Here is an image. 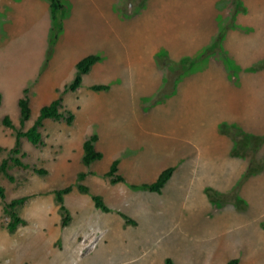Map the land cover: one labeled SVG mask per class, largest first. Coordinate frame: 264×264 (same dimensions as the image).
<instances>
[{
  "label": "rangeland",
  "instance_id": "374dc122",
  "mask_svg": "<svg viewBox=\"0 0 264 264\" xmlns=\"http://www.w3.org/2000/svg\"><path fill=\"white\" fill-rule=\"evenodd\" d=\"M62 1L65 5L62 30L51 53L54 25L50 9L48 12L42 11L32 0H12L16 5L14 11L0 16V93L3 95L0 118L9 116L16 128L25 132L33 126L44 106L61 98L66 110L78 116L75 130H82L80 139L86 141L94 134L98 137L103 135V146L118 153L123 143L112 135L117 128H124L131 136L142 133L139 129L143 125V118L136 117L133 110L136 104L132 106L128 98L135 88L142 90L140 84L147 86L149 83L144 64L154 54L155 46L165 44L170 37L186 38L195 31L202 35L212 33L218 25V11L211 8L212 3L209 2L208 6L201 0H165L155 14L148 12V0ZM45 3H49V0H45ZM235 4L234 10L241 8L239 2ZM167 16L171 20L165 21ZM252 16L259 21L264 19V12H255ZM222 26L221 31L226 32L228 27ZM188 28L194 32L189 33ZM62 36L64 40L58 45ZM126 43H131L130 47H125ZM128 53H131L132 62L125 61ZM88 55L99 56L106 72L97 80L86 76L87 87L82 88L81 92H66V87L73 83L77 75L76 64L81 57ZM156 59L161 67V60L173 61L167 55H160ZM163 70L167 82L168 70L166 67ZM251 80L246 93L251 91L241 106L244 121L256 130L264 122V77L255 76ZM98 82L109 87L106 91H100L107 92L109 96L103 98L101 105L91 107L87 94L94 86H100L96 84ZM204 83L205 87L209 85L212 88L209 79ZM215 83L220 84L216 79ZM218 89L215 92L213 88L207 91L204 103H201V99H195L194 110L198 122L195 128L198 133H204L202 142L194 144L198 160L188 162L190 166L195 164L196 171L192 180L187 181L186 177V181L177 189L167 192L169 195L162 209L152 207L150 210L142 203L141 194L148 191L143 189L148 182L147 169H158L166 164L158 160L165 147L161 145L162 148L148 150L149 154L142 155L139 151L133 152L130 146L119 156V160L125 158L127 162L124 171L121 169L126 177L123 185H141L134 186L136 189L132 187L134 191L127 197L128 201L121 200L119 204L131 214L143 218L144 212L150 219L149 224L139 228V239L136 241L117 237V245L116 242L111 245L109 232L102 231L100 227L96 231L99 232L97 240L86 242L80 239L81 243L76 244V238L65 239L59 206L56 198H53L55 191L46 188L56 190L71 185L70 176L61 170V163L64 162V167L76 174L84 167L82 158L80 161L77 159L78 151H83L79 142L75 140V145L68 148L71 138L67 133L72 131L73 124L68 127L66 122H46L42 129L44 145L39 147L22 139L23 152L28 154L23 161L33 168L46 169L48 175H38L32 168H13L10 174L16 179L14 183L0 175V186L7 194L5 202L30 197L19 209L28 225L14 234L5 228L9 219L4 214V201L0 199V264H155V261L157 264H167L168 260L175 264L178 255L181 259L191 257V264H223L222 257L232 259L234 255L238 261H245L246 264H264V229L261 227L264 225V147L258 148L256 154L251 150L247 158L236 145L237 139L243 136L241 134L250 137V147H255V142L259 144L262 138L229 127L226 123L221 124L217 131L211 119L201 118L209 111L212 114L221 108H229L232 103L233 97L225 81ZM25 90H29L32 118L22 126L18 102ZM159 94L144 101L145 109L150 110L161 103L163 98L160 99ZM177 106L172 104L163 110L169 113L170 109L174 113ZM146 123L150 124L151 121ZM234 132L238 134L236 139L232 135ZM225 136H231L235 141L231 151L223 139ZM133 138L137 139L136 136ZM148 138L147 144L152 148L154 138ZM15 143V132L0 124V148L5 149L0 152V164L11 156L10 150ZM187 146L193 149V146ZM67 148L76 158L67 156ZM182 149L183 146L178 153ZM254 155L261 167L256 174L248 176ZM234 157L247 160L248 170L243 171ZM113 162V158L109 157L98 167L106 171ZM250 178L255 180L246 186ZM207 184L212 189L206 188ZM241 188L245 189L242 199L239 197ZM231 189V192L225 193ZM186 225L188 227L180 231ZM74 228L78 229V226ZM188 237L193 240L189 241ZM194 250L196 253L191 255ZM135 258L137 262L133 260Z\"/></svg>",
  "mask_w": 264,
  "mask_h": 264
},
{
  "label": "crops",
  "instance_id": "0c3cea01",
  "mask_svg": "<svg viewBox=\"0 0 264 264\" xmlns=\"http://www.w3.org/2000/svg\"><path fill=\"white\" fill-rule=\"evenodd\" d=\"M11 1L12 0H0V16H4L5 14H9L10 12L14 11L16 5ZM32 1L36 6L38 4L42 11H49L50 4H46L45 0ZM201 1L208 3V6L209 2L212 3L210 5L211 8L218 11V25L216 29H214L215 31L208 35H202L203 33H196L195 31L194 34L189 35L186 38L180 36V39H173L170 37V39L165 44L156 45L154 48V54L152 56H149L148 61H146L144 64L146 73L149 76V83L147 84V86L140 84L142 90L138 88L136 90L135 88L133 91H131L128 102H130L132 106L134 103L136 104V109H133L134 113L136 112V117L142 116L143 118L141 120L143 125L140 126L139 129L142 133H136L135 135L131 136L125 131L124 128H117L112 133V135L115 137V139L119 140L121 144L123 143L118 153L112 151V148L108 149L104 147V138L103 135H100L98 142L96 143V147L97 150L103 154V159L94 162L90 167L84 166L77 174L69 168L64 167V162L61 163V166L63 167L61 168V170L64 174H67L71 178V185L68 187H73L72 192L64 196V204L71 217V221L68 226L63 227V230L65 232V239L73 240L76 238V244L81 243L80 239H83V241L86 242L91 239L97 240V233L99 232L96 231L99 229L98 227H100L102 231L107 230L109 232L111 245H113L114 242H116L117 245V241L119 240L117 237H123L127 241H136L139 239L137 238L140 231L139 228L149 224L148 222L150 219L148 218L149 215L146 216L144 212L142 215L143 218H141L137 214H131L125 209L123 210V208L119 204L121 200L128 201L127 197H130L133 190L132 187L141 186L136 184H131L130 187L123 185L126 181V177L122 173L121 169H123L124 171L127 162H125V158L119 160V156L121 157V154L123 152L125 153V150H127V148L130 146L133 147V152L139 151L142 155L144 153L149 154L148 150L153 151V149H155L156 151L159 147L162 148L161 145L165 147L163 153L158 156L160 157L158 160L159 162L166 164L159 166L158 169H156V167L147 169L148 182H146L145 185H152L156 183L162 172L169 168H174V173L171 179L165 184L160 193L145 191L141 194L143 195L142 203L150 210L152 209V207L162 209V207L165 206L164 200L169 195L167 192H172L177 189L178 186L186 181V177H188L187 181L190 178L192 180V177L194 176L196 171L195 164H192V166H190L188 162H196L198 160L197 151H195L194 144L199 145L202 142L204 133H198V130L195 128V126H197L198 124L194 110L195 99H201V103L206 102L207 91L209 92V90H211L212 88L214 92L216 89L219 90L218 88L220 87L222 81H225L230 88L229 92L231 94V98L233 97L232 103L229 105V108H221L220 110H217L212 114H210L209 111L203 114L201 118H204L206 120L211 119L216 130L221 124L226 123L229 127L241 129L245 133L253 134L264 139V122L260 123L256 130L253 129L252 127L254 126H252L251 124L250 126L246 121H244L245 118L242 114L243 112L241 106V103L245 102L246 100V95L251 91L250 90L246 93L249 87L248 83L252 81L251 78L255 76L264 77V68L261 67L260 69H258L259 66L264 63V19L257 21L254 20L252 16L255 12L259 14L264 12V0H239L241 9L237 12L234 10L236 5L235 0ZM164 3L165 0H148L146 7L147 10L149 9V13L151 12L155 14L160 11ZM168 19L171 20V17L167 16L165 21H168ZM222 24H224L228 28L225 32L220 49L212 55L200 60L191 68L189 72L182 76V78L178 81L176 90L173 94L163 98L161 103L152 107L150 110L145 109L146 105L144 101L146 102L147 100L149 101L156 97L162 91V89L165 88L166 85V75L165 71L163 70L164 68L159 65L156 57H159L160 55H167L176 63H180L185 60L199 59L214 44L215 40L221 34V30L223 28ZM166 25L170 26L168 23ZM188 31L190 33L193 31V29L191 31V29L188 28ZM258 36H260V38H258ZM63 40L64 36H62L58 45H61ZM129 44L131 43H126L125 47H130ZM83 57L86 58L85 56ZM83 57H81L79 60L81 61ZM131 58V53H128V57L125 61L132 62ZM105 72L106 68L103 63L101 64L100 62H98L97 64H95L90 73L84 75L83 84L81 88H79L75 93L81 92L80 90L82 88L87 87L86 82L88 79L86 76L90 75V77L96 78L94 80H97ZM207 79H209V81L212 83V88H209V85L208 87H205L204 81H207ZM215 79L219 81L220 84L215 83ZM96 84L101 86L105 83L102 84L98 82ZM100 96L102 97L100 98ZM107 96H109L107 92L100 93L91 90L87 94V98L89 99L88 103L91 107L94 105H101L102 102H104L103 98ZM234 100L236 101L234 102ZM172 104H178L177 108L175 107L176 110L175 108L171 107L175 110V112H170V109L169 113L167 112V110H165L167 113L164 112L163 109L171 106ZM169 117H171L170 121ZM77 120L78 116L76 114L75 121L71 126L72 128L70 129L74 131L72 134V131H68L67 133L71 138V143L68 144V148H72L75 145L76 141L77 143L79 142L80 146L83 148L84 143L86 142L83 138L80 139L82 130H75L77 126ZM148 120L151 121L150 124L146 123V121ZM49 121L51 120H48L46 122ZM133 136H136L137 139H134ZM148 137L154 138L152 139V148H150L149 144H147V140L149 139ZM223 139L226 141L227 145H229L228 149L229 151H231L233 145H235V141L231 136H225L223 137ZM186 144L189 147L193 146V149L186 148ZM182 146V151L179 150L180 153H178V149ZM262 147H264V143ZM66 154L69 158H76L69 150ZM83 156L84 149L83 151L81 149V152L78 151V161H80L81 158L83 159ZM109 157L113 158L114 162L119 161L118 174L125 179L124 182L113 184L111 178L107 177V174L109 173L111 167L106 171L105 169H100V167H98V165L102 164L101 162L104 159H108ZM234 161L241 164L243 171L248 170L249 162L247 160H242L240 158L234 157ZM80 173H86L87 176L84 181L79 183L78 175ZM262 177H259L258 179ZM73 178L75 179L72 182ZM250 179L246 181V186L253 180H255V178H252L251 180ZM80 185L88 188L89 192H82L79 189ZM206 186V188L212 189V186L209 187L208 184ZM193 187L194 186L192 185V188ZM46 190L56 191L61 189L54 190L53 188L52 190L46 188ZM244 190V188H241V191L239 193L240 199H242L241 196L243 195ZM231 191L232 189L225 193H229ZM95 197H100L102 199L108 211L97 207L94 200ZM53 198H56V195ZM53 198H51L52 201ZM77 218L79 219L78 222ZM61 219L63 222L62 215ZM74 225H77L78 229H75ZM187 227L188 226L186 225L183 229H180V231L186 229ZM261 227L262 229H264V225ZM189 231L191 233V228H189ZM191 240L193 239L189 238V241ZM119 252L120 251H117V253ZM127 252L128 251L126 249V253ZM192 253H196V250L191 252V255ZM179 257V255L178 257H175V264H191V257H185V259H181ZM133 260L137 262V258ZM234 260L238 261L235 255L232 257V259L230 257H222L221 262L223 261V264H230ZM213 261L215 262V258L213 259ZM155 264H157V261H155ZM238 264L246 263L245 261H238Z\"/></svg>",
  "mask_w": 264,
  "mask_h": 264
},
{
  "label": "trees",
  "instance_id": "16d2710c",
  "mask_svg": "<svg viewBox=\"0 0 264 264\" xmlns=\"http://www.w3.org/2000/svg\"><path fill=\"white\" fill-rule=\"evenodd\" d=\"M236 2H239L237 0ZM235 2V3H236ZM50 3V12L51 17L53 21V38L51 41V50L50 53L53 50V47L55 46L58 35L62 30V20L63 19V13H65V5L62 0H49ZM241 8H237L235 11H240ZM224 33L225 31H222L219 37L215 40L214 44L203 54V56L199 59L195 60H185L180 63L173 62L169 59H165L164 61L161 60V64H163V68H167L168 75H167V82L165 85V88L162 90V92L159 94V98H165L166 96H169L173 94L176 90V86L178 81L184 76L191 68L197 64L200 60L212 55L217 50L220 49L221 43L224 39ZM101 58L96 55H91L83 60H81L77 64V75L75 77V80L73 83L66 87V92H76L79 88H81L83 84V77L84 75H87L90 73L91 69L95 64L100 62ZM264 66V63L260 65V67ZM108 86H94L92 88L95 92L100 91H106L108 90ZM3 102V95L0 93V106ZM19 109H20V115H21V125L25 126L27 122H29L32 118V109H31V101L29 97V90L24 91V96L19 100L18 102ZM48 120H52L57 123L66 122L68 126H71L75 121V115L66 110L63 99L59 98L57 100H54L50 105L44 106L39 113L38 118L34 122L33 126L30 127L27 131L23 132L16 128L14 125L12 119L9 116H5L3 118H0V124L3 125L7 129H11L15 132V138L16 143L15 147L10 150L11 156L8 159H4L0 164V175L5 177L7 180H9L11 183H14L16 179L14 176L10 174V171L13 168L16 169H33V171L41 176L48 175V171L46 169H39V168H33L30 164H27L23 161L28 154L23 152L22 149V139H26L32 146L39 147L44 145L43 140V133L42 129L45 127V122ZM235 139L237 138V133L234 132L232 134ZM240 135V134H239ZM243 135L241 139H237V149L240 150L241 153H244L243 155L245 157L250 156L249 152L252 150L255 152H258V148H261L264 139H261L259 141V144L255 142V147H250V137L248 138L245 134ZM99 137L94 134L92 135L86 142L84 143V156L82 159L83 165L85 167H90L94 162L100 161L103 159V154L97 150L96 143L98 142ZM5 149L0 148V152L4 151ZM14 155V156H13ZM248 158V157H247ZM252 165L249 168L248 176L252 174H256L261 167V164H257L255 155L251 159ZM118 166L119 161H115L109 173L107 174V177L111 178L113 184H117L120 182H124L125 179L118 174ZM174 173V168H169L162 172L159 179L156 183L152 185H145L143 186L144 190H148L151 192L160 193L165 184L171 179L172 175ZM86 173H80L78 175L79 182H82L86 178ZM135 188V187H134ZM79 189L84 192L88 193V188L84 187L83 185L79 186ZM136 189V188H135ZM73 190V187H67L65 189L57 190L55 191L56 200L57 203L60 206V212L63 218V227L68 226V224L71 221L70 214L65 207L64 204V196L71 193ZM7 198L6 191L3 187L0 186V199L4 201V214L9 219L6 230L10 234L16 233L21 227H26L28 225V222L21 217L19 213V209L23 207L29 200V196H23L20 198H17L15 200H12L10 202H5ZM97 207L104 209L105 211H108L105 207L102 199L100 197L94 198ZM167 264H173L171 260L167 261ZM230 264H238V261L234 260Z\"/></svg>",
  "mask_w": 264,
  "mask_h": 264
}]
</instances>
